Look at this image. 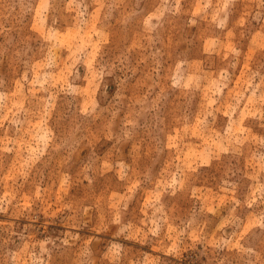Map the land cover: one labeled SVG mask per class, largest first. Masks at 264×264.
Instances as JSON below:
<instances>
[{
	"label": "rangeland",
	"instance_id": "1",
	"mask_svg": "<svg viewBox=\"0 0 264 264\" xmlns=\"http://www.w3.org/2000/svg\"><path fill=\"white\" fill-rule=\"evenodd\" d=\"M0 264H264V0H0Z\"/></svg>",
	"mask_w": 264,
	"mask_h": 264
}]
</instances>
